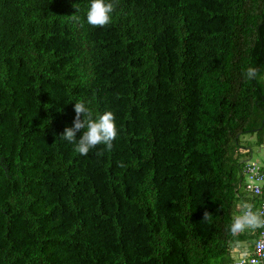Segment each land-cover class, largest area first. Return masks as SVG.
Here are the masks:
<instances>
[{"label": "trees", "instance_id": "obj_1", "mask_svg": "<svg viewBox=\"0 0 264 264\" xmlns=\"http://www.w3.org/2000/svg\"><path fill=\"white\" fill-rule=\"evenodd\" d=\"M114 3L94 28L90 0H0V264H234L264 0ZM81 101L116 116L110 151L60 139Z\"/></svg>", "mask_w": 264, "mask_h": 264}, {"label": "clouds", "instance_id": "obj_2", "mask_svg": "<svg viewBox=\"0 0 264 264\" xmlns=\"http://www.w3.org/2000/svg\"><path fill=\"white\" fill-rule=\"evenodd\" d=\"M116 5L114 0H90L86 13L87 24L94 28H104L112 22ZM70 20L80 24L78 15H73ZM248 80L264 81V75L256 67H248L244 73ZM75 118L72 127H66L60 139L75 144V150L80 155H87L90 150L104 145L106 150H111L113 141L118 136L116 116L111 111H106L98 116L84 102H75ZM80 133L79 139L77 134ZM98 152L97 155H102ZM119 166L124 167L123 163ZM252 199L241 197L235 204V212L228 232L232 239L228 242L229 255L234 264H264V256H258L247 241L239 237L245 234H255L260 230L264 235V203L257 206L254 202L256 196L264 197V177L256 181V186L249 187ZM213 216L205 212L204 220H211Z\"/></svg>", "mask_w": 264, "mask_h": 264}, {"label": "built area", "instance_id": "obj_3", "mask_svg": "<svg viewBox=\"0 0 264 264\" xmlns=\"http://www.w3.org/2000/svg\"><path fill=\"white\" fill-rule=\"evenodd\" d=\"M244 176L246 179V191L248 194L252 195V193L249 192V187H255L256 181L260 177H264V163H261L258 160H250L246 163L244 168ZM261 204L264 203V197L256 196ZM254 236V242L252 245L253 251L257 252L258 256H264V235H261L260 230H258L255 234H252Z\"/></svg>", "mask_w": 264, "mask_h": 264}, {"label": "rangeland", "instance_id": "obj_4", "mask_svg": "<svg viewBox=\"0 0 264 264\" xmlns=\"http://www.w3.org/2000/svg\"><path fill=\"white\" fill-rule=\"evenodd\" d=\"M251 148L254 150V156L252 161L260 160L261 163H264V146L259 147L256 145H252Z\"/></svg>", "mask_w": 264, "mask_h": 264}, {"label": "crops", "instance_id": "obj_5", "mask_svg": "<svg viewBox=\"0 0 264 264\" xmlns=\"http://www.w3.org/2000/svg\"><path fill=\"white\" fill-rule=\"evenodd\" d=\"M251 153H252V154H251V156L248 158L247 161L253 160L254 150H253V152H251ZM258 161H260V160H258ZM261 162H262V161H261ZM247 242H248L249 246L252 247L253 242H254V238H249Z\"/></svg>", "mask_w": 264, "mask_h": 264}]
</instances>
